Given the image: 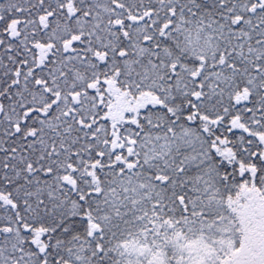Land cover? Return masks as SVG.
Segmentation results:
<instances>
[{
    "label": "snow or ice",
    "instance_id": "snow-or-ice-1",
    "mask_svg": "<svg viewBox=\"0 0 264 264\" xmlns=\"http://www.w3.org/2000/svg\"><path fill=\"white\" fill-rule=\"evenodd\" d=\"M0 264H264V0H0Z\"/></svg>",
    "mask_w": 264,
    "mask_h": 264
}]
</instances>
